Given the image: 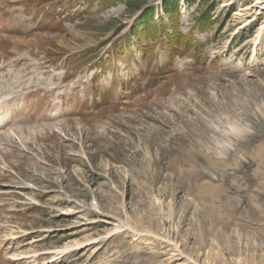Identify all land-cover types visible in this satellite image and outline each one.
Here are the masks:
<instances>
[{
  "label": "rangeland",
  "instance_id": "rangeland-1",
  "mask_svg": "<svg viewBox=\"0 0 264 264\" xmlns=\"http://www.w3.org/2000/svg\"><path fill=\"white\" fill-rule=\"evenodd\" d=\"M263 23L264 0H3L0 264H264Z\"/></svg>",
  "mask_w": 264,
  "mask_h": 264
},
{
  "label": "bare ground",
  "instance_id": "bare-ground-1",
  "mask_svg": "<svg viewBox=\"0 0 264 264\" xmlns=\"http://www.w3.org/2000/svg\"><path fill=\"white\" fill-rule=\"evenodd\" d=\"M3 2V0H0V3H2ZM249 9V8H248ZM15 21L17 20V19H14ZM262 28H264V23L262 24ZM258 37H259V35L257 36V39H258ZM13 99H11V100H6V101H3V100H0V101H2V102H0V105L2 106H0V109L1 108H5V107H7L8 106V108H6V115H5V117H8V116H10L9 118H10V120H12L11 118H13V116H15V114H16V112L17 111H19L20 112V110H17L16 109V107L17 106H15V103H16V100L15 101H12ZM18 108V107H17ZM19 112H17V113H19ZM5 113V112H4ZM18 115V114H17ZM16 115V116H17ZM1 116H4V114H0V117ZM15 116V117H16ZM2 119H3V117H1V119H0V123H2ZM15 119V118H14ZM13 119V120H14ZM4 122H5V119H4ZM8 122V121H7ZM10 122H8V123H6V124H3V126L0 124V127L2 126V128H0V130H2V129H9V128H11V125L12 124H9ZM11 123H13L12 121H11ZM9 124V125H8ZM64 252H68V251H66V250H58V251H53V253H57V254H60V253H64ZM10 259L12 260V261H20V260H23L24 259V257H22V256H19V255H13V256H11L10 257Z\"/></svg>",
  "mask_w": 264,
  "mask_h": 264
}]
</instances>
